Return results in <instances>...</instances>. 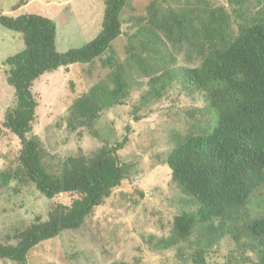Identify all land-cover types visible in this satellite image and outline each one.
I'll list each match as a JSON object with an SVG mask.
<instances>
[{
  "label": "trees",
  "instance_id": "obj_1",
  "mask_svg": "<svg viewBox=\"0 0 264 264\" xmlns=\"http://www.w3.org/2000/svg\"><path fill=\"white\" fill-rule=\"evenodd\" d=\"M225 1L229 11L202 5L200 0L167 11L152 2L145 18L129 19L137 30L126 35L127 67L150 77L149 89L133 111L135 115L161 100L174 84L190 97H202L203 105L188 113L186 133L170 137L174 147L166 164L171 184L185 197L171 237L160 240L162 247L157 248L187 242L194 247L189 261L205 264L211 248L228 237L238 251H256L257 264H264V208L258 213L251 206L258 194L264 204V0ZM26 4L22 1L17 9ZM127 8L137 11L129 0H104L99 34L63 54L57 51V27L50 19L0 15V25L21 34L23 43L22 50L5 61L6 81L14 89L16 104L3 127L20 141L19 162L28 179L51 201L48 220L15 233L16 245L0 244V259L25 264L33 248L81 228L128 178L130 168L119 157L129 142L127 136L114 146L105 144L94 157L69 158L58 175L42 163L41 142L28 138L38 106L32 89L46 73L77 63L92 65L108 55L102 64L112 69L109 81L99 82L70 108L71 131H92L103 111L126 103L137 82L129 81L126 65L117 62L112 44L124 35L121 16ZM168 42L184 48L189 60L198 58L199 67L171 68L175 59ZM160 68L161 74L155 75ZM12 177L18 179L0 174L1 185L7 186ZM60 197L68 201H59Z\"/></svg>",
  "mask_w": 264,
  "mask_h": 264
},
{
  "label": "rangeland",
  "instance_id": "obj_2",
  "mask_svg": "<svg viewBox=\"0 0 264 264\" xmlns=\"http://www.w3.org/2000/svg\"><path fill=\"white\" fill-rule=\"evenodd\" d=\"M22 1L0 0V15L14 18L37 15L50 19L57 27L59 53L85 46L101 30L104 0H26L27 4L17 9ZM196 1L129 0L137 11L124 10L121 16L124 35L112 44V50L117 62L126 65L129 81L137 84H133L124 105L101 113L92 131L87 128L71 131L67 120L70 108L78 99L99 82L109 81L112 69L102 64L107 54L92 65L77 63L46 73L34 83L32 92L38 106L28 138L41 142L42 163L50 173L58 175L69 158L94 157L105 144L114 146L126 136L129 142L119 152V157L129 166L130 173L81 228L65 231L58 238L33 248L25 264H193L189 257L194 247L187 242L167 249L157 247H162L158 243L160 240L171 237L174 218L181 213L180 201L185 197L171 184V170L166 164L174 147L170 137L172 133H186L190 121L188 113L203 105L202 97L200 94L190 97L181 85L174 84L161 100L141 108L134 115V108L149 89L150 77L137 68L127 67L126 35L137 30L129 19L133 16L145 18L146 7L152 2L167 11L187 6L188 2L194 5ZM200 2L213 7L224 6L229 11L225 0ZM21 38V34L0 25V174L18 178L12 177L7 186H2L0 180V244L3 245H16L15 233L34 223L46 222L51 207V201L37 190L19 162V139L3 127L7 112L16 104L14 89L6 81L9 68L5 61L22 50ZM168 44L175 59L171 68L199 67L198 58L189 60L184 48ZM160 74L161 68L155 75ZM58 200L68 201L65 197ZM251 206L261 213L264 208L261 194L251 200ZM258 259L256 251H238L226 237L211 248L205 264H257ZM0 264L18 263L0 259Z\"/></svg>",
  "mask_w": 264,
  "mask_h": 264
}]
</instances>
